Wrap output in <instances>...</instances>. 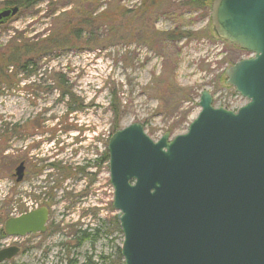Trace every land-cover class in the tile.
<instances>
[{
  "label": "rangeland",
  "instance_id": "obj_1",
  "mask_svg": "<svg viewBox=\"0 0 264 264\" xmlns=\"http://www.w3.org/2000/svg\"><path fill=\"white\" fill-rule=\"evenodd\" d=\"M19 1L24 0H0V10L18 7ZM33 1L0 26V46L63 34L75 18L96 6L99 14L113 2ZM213 1L118 0L123 13L111 23L120 32L105 24L80 42L70 38L69 47L0 88V249L13 242L4 234L7 219L41 207L50 213L47 233L24 238L30 250L1 264L113 261L123 235L114 227L119 212L106 160L112 135L133 124L153 141L183 135L200 113L203 93L215 108L235 112L248 103L227 85L226 71L253 55L217 37L210 19ZM166 33L180 39L166 41ZM63 90L77 104H68ZM21 163L25 175L18 183ZM95 229L101 233L93 242L89 235ZM81 233L88 239L78 246Z\"/></svg>",
  "mask_w": 264,
  "mask_h": 264
},
{
  "label": "water",
  "instance_id": "obj_2",
  "mask_svg": "<svg viewBox=\"0 0 264 264\" xmlns=\"http://www.w3.org/2000/svg\"><path fill=\"white\" fill-rule=\"evenodd\" d=\"M18 7L0 10V26ZM218 38L252 54L226 71L248 101L236 113L203 93L188 131L153 141L130 125L108 145L124 264H264V0H214ZM21 163L15 170L20 183ZM42 207L9 219L8 237L47 231ZM0 250V263L16 257Z\"/></svg>",
  "mask_w": 264,
  "mask_h": 264
},
{
  "label": "trees",
  "instance_id": "obj_3",
  "mask_svg": "<svg viewBox=\"0 0 264 264\" xmlns=\"http://www.w3.org/2000/svg\"><path fill=\"white\" fill-rule=\"evenodd\" d=\"M99 1V0H98ZM112 4L109 5V9L102 11L99 14H96V8H93V10L90 12V15L84 14L82 16L83 20H81V16L78 18H75L76 20L73 21V23L69 22L66 24V30L65 33H59V32H50L48 36H46L44 39L39 40L38 42L30 43L23 42L21 40L15 42V40L10 41L6 46H0V88L4 87L5 83L10 81L11 79L15 78L19 74H26L28 75L33 69L36 70L38 68V64L41 60L45 58H50L52 55L57 53L60 50H63L70 46V38H74L75 42H80L82 39H84L85 36L90 33V31L98 28L101 25L108 26L112 32H120L122 27L113 25L115 22L111 23V20L113 18H119L123 11L120 7H117L118 0H112ZM204 2H209L210 0H202ZM96 3V0L94 1ZM35 2L33 0H24L19 1L16 3L18 7L26 8L31 5H33ZM210 3V2H209ZM149 10H145L143 15H145ZM108 23V24H107ZM153 35V33H151ZM66 35V36H64ZM149 35V34H148ZM163 39L166 41L168 40H179L180 38H172L171 36H174L173 33H166L162 34ZM154 38L159 37L158 34L153 35ZM150 40L146 35H144V41L149 42L146 40ZM73 42V41H72ZM74 42V43H75ZM170 42V41H169ZM64 77V76H63ZM62 75H59V79H61V88L64 89L66 84H64ZM0 89V94H1ZM62 97L64 99H67L68 104H77V101H75V95L71 93L70 91H62L61 93ZM78 110H82V107H75L71 109V112H75ZM115 113V116L118 115L117 110H113ZM106 160L109 161L108 153L106 154ZM116 229L121 233L119 223L116 220L115 226ZM112 230H115L112 228ZM100 230H94L93 235L90 236L91 240L95 242L97 240V236L100 235ZM85 233H81L77 237V244L78 246H81V244L88 239V237L85 236ZM103 261L107 262L108 264H124L122 257H121V251L120 248L117 249V253L115 258H113V261L109 259H102ZM90 262V259H88Z\"/></svg>",
  "mask_w": 264,
  "mask_h": 264
},
{
  "label": "flooded vegetation",
  "instance_id": "obj_4",
  "mask_svg": "<svg viewBox=\"0 0 264 264\" xmlns=\"http://www.w3.org/2000/svg\"><path fill=\"white\" fill-rule=\"evenodd\" d=\"M42 208V207H41ZM46 208V207H45ZM39 209V208H38ZM48 210V209H47ZM49 211V210H48ZM19 217V216H18ZM11 218H16V217H11ZM11 218H9V219H11ZM49 218H50V213H49ZM9 219H7L6 220V222L9 220ZM48 221H49V219H48ZM5 222V223H6ZM47 224H48V222H47ZM4 226H5V224H4ZM4 230V229H3ZM47 231H48V226H47ZM47 231L44 233V234H40V233H37V234H29V235H27V236H25V237H8V236H6V234H5V231H4V234H5V236L7 237V238H11L12 239V244H10V245H8V246H6V247H3V248H1L0 250H2V249H5V248H10V247H15V248H17L18 250H19V253H18V255H20V253H24V252H28L30 249H28V243H24V242H26V240H29V238H30V236H33V238L32 239H35V236L36 235H39L38 237L39 238H41V237H43V235H45L46 233H47ZM0 236L2 237V233H1V231H0ZM24 238H26V240L24 239ZM22 239V240H21ZM17 255V256H18ZM16 256V257H17ZM16 257H14V258H16ZM13 258V259H14ZM13 259H11V260H9V261H12ZM4 263V262H3ZM1 264V263H0Z\"/></svg>",
  "mask_w": 264,
  "mask_h": 264
}]
</instances>
